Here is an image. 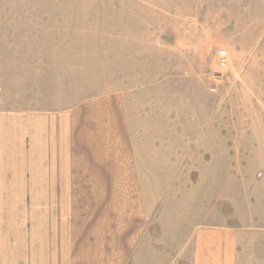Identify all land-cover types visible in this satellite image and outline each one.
Wrapping results in <instances>:
<instances>
[{"label":"rangeland","instance_id":"374dc122","mask_svg":"<svg viewBox=\"0 0 264 264\" xmlns=\"http://www.w3.org/2000/svg\"><path fill=\"white\" fill-rule=\"evenodd\" d=\"M30 80L40 102L63 83L70 106L110 94L126 114L108 136L125 158L121 183L71 187L83 264H174L207 225L244 229L253 264L264 236V0H0V101L28 103ZM9 213L2 227L15 224Z\"/></svg>","mask_w":264,"mask_h":264},{"label":"crops","instance_id":"0c3cea01","mask_svg":"<svg viewBox=\"0 0 264 264\" xmlns=\"http://www.w3.org/2000/svg\"><path fill=\"white\" fill-rule=\"evenodd\" d=\"M37 89V80H30L28 103L0 101V213L15 217L14 225H0V264H71L77 258L83 264L82 253L71 249V234L79 233L70 225L71 187L121 183L125 158L116 144L110 148L108 136L120 132L118 115L126 114L114 95L70 106L63 83L43 102ZM16 217L24 220L17 224ZM246 236L231 226L196 227L174 264H244L251 252ZM257 241L253 264H264V244Z\"/></svg>","mask_w":264,"mask_h":264},{"label":"built area","instance_id":"2783aa9c","mask_svg":"<svg viewBox=\"0 0 264 264\" xmlns=\"http://www.w3.org/2000/svg\"><path fill=\"white\" fill-rule=\"evenodd\" d=\"M229 60V54L227 50H218L216 52V63L220 67H225L228 63Z\"/></svg>","mask_w":264,"mask_h":264}]
</instances>
